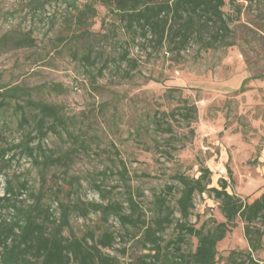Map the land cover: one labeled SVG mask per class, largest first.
Segmentation results:
<instances>
[{
  "label": "rangeland",
  "instance_id": "1",
  "mask_svg": "<svg viewBox=\"0 0 264 264\" xmlns=\"http://www.w3.org/2000/svg\"><path fill=\"white\" fill-rule=\"evenodd\" d=\"M74 2L78 7L92 2L96 9L86 33L76 22L71 0H0V87L18 84L33 99L59 106L72 133H48L46 146L60 153L76 147V141L86 144L72 155L67 170L55 165L44 171L45 200L54 215L58 216V210L51 187L62 186L65 191L58 197L67 200L70 176L79 180L70 195L73 200L105 203L92 187L93 181H102L109 198L122 201L125 187L119 180V160L124 161L131 192L146 218L152 214L154 195L165 185H176L173 174L197 177L201 165L211 172V186L225 178L230 193L248 201L259 196L264 185V77L247 80L244 89L240 86L247 76L264 74V0H238V13L225 0L223 10L234 18L230 26L235 43L204 50L191 42L179 55L141 45L118 15L98 0ZM26 35L34 43L17 46V39ZM126 48L128 57L136 61L129 76L125 73L129 65L120 60ZM171 87L180 90L169 96L166 91ZM179 94L197 107L189 125L162 114L173 108ZM13 104L0 110L4 145L17 142L23 134ZM156 116L170 122L172 132L165 126L156 128ZM42 173L29 158H20L0 175V193L4 179L10 180L15 191L26 180L28 191L20 198L28 204L32 200L28 193L39 189ZM177 195L175 190L169 196L171 206ZM211 219L223 220L218 201L207 193L196 194L189 221L199 226ZM104 229L116 235L113 247L104 251L116 255L119 264L141 253L139 244L125 236V228L113 216L104 222L97 212L87 217L73 213L64 233L80 237L87 230L100 233ZM172 235L169 226L163 236ZM195 243L194 237L188 238L184 247L193 249ZM122 246L128 248L124 255L118 251ZM217 251L216 264H244L249 250L242 221L237 220L217 243ZM250 255L264 264V237L261 247Z\"/></svg>",
  "mask_w": 264,
  "mask_h": 264
},
{
  "label": "trees",
  "instance_id": "2",
  "mask_svg": "<svg viewBox=\"0 0 264 264\" xmlns=\"http://www.w3.org/2000/svg\"><path fill=\"white\" fill-rule=\"evenodd\" d=\"M76 9V22L88 31L87 21L96 14L92 2H84ZM107 10L116 13L126 31L134 33L140 39V44L153 49L164 48L166 52L179 55L186 50L191 42L197 43L200 49L209 50L233 45L234 20L232 14L223 10L225 0H98ZM238 0H229V5L240 12ZM251 3L254 0H243ZM17 46H29L34 38L26 35L17 39ZM128 49L120 54V60L129 67L125 70L127 76L136 66V61L128 57ZM264 74L247 76L240 86L249 79L262 78ZM177 87L168 88L166 94L172 96ZM21 99L23 102H20ZM13 101L19 112L18 125L23 134L17 142L0 141V175L18 162L20 158H29L43 173L41 186L36 192H29L32 198L28 204L20 198L28 191V182L22 180L15 191L10 180L4 179L0 193V264H119L116 255L105 252L116 242V235L108 229L96 233L87 230L77 237L73 232L65 234L70 227V217L73 213L87 217L89 213H99L101 219L107 222L110 216L118 220L125 228V236L133 237L139 244L141 253H134L126 264H216L218 260L217 243L236 225L237 220L243 222V235L249 252L242 263L259 264L251 257L250 252L261 247L264 237V185L262 193L248 201L227 190L228 181L219 178L218 186H211V172L205 166L199 167L197 177L184 173L173 174L174 184L164 186V190L154 195L152 214L146 218L143 208L134 199L128 184V176L124 161L119 160L118 170L125 187V197L121 200L109 198V190L103 187L102 181H93L92 187L102 201L73 200L70 195L76 192L79 180L70 176L66 190L67 200L58 196L64 192L62 186L51 187L50 195L56 201L58 216L49 201L45 200L46 191L43 188L44 171L51 166L59 165L66 168L72 162V155L78 148H85L83 140L76 141V147L60 153L46 146L44 139L48 133L62 131L71 135L68 125L59 106L35 100L26 87L14 84L0 87V110ZM163 115L172 120L184 121L186 124L194 121L197 107L180 94L176 104ZM156 128L172 132V124L165 118L156 116L153 121ZM0 131V140H2ZM170 137V136H169ZM171 138H167V140ZM229 171V168H227ZM43 184V185H42ZM177 190L174 206L169 204V196ZM207 193L218 201L223 220L211 219L196 226L189 221L194 208V196ZM178 213V217L175 213ZM172 226L173 235L164 238L166 229ZM131 229L130 231H128ZM194 237L196 243L193 249L185 248L188 238ZM119 239L124 240L123 235ZM128 248L122 246L118 251L124 255ZM235 263V257L229 256Z\"/></svg>",
  "mask_w": 264,
  "mask_h": 264
}]
</instances>
